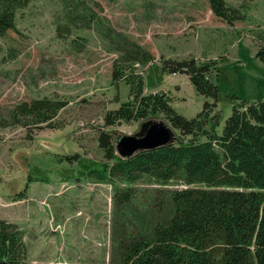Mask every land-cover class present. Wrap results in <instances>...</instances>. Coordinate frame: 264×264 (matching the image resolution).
<instances>
[{"label":"rangeland","instance_id":"374dc122","mask_svg":"<svg viewBox=\"0 0 264 264\" xmlns=\"http://www.w3.org/2000/svg\"><path fill=\"white\" fill-rule=\"evenodd\" d=\"M223 1L240 18L233 24L216 18L208 0H28L17 9L14 28L0 34V217L6 204L28 200L31 213L10 222L25 243L21 264H116L121 244L168 220L172 191L193 187L145 176L101 182L62 160L79 153L82 162L105 163L100 129L114 138L139 131L143 121L104 126L105 113L130 98L127 79L141 80L144 94H166L190 119L207 99L186 76L162 72L161 61H213L221 126L231 97H264V64L254 58L264 0ZM35 101L59 109L39 123L22 112ZM126 193L131 200L116 206Z\"/></svg>","mask_w":264,"mask_h":264},{"label":"trees","instance_id":"16d2710c","mask_svg":"<svg viewBox=\"0 0 264 264\" xmlns=\"http://www.w3.org/2000/svg\"><path fill=\"white\" fill-rule=\"evenodd\" d=\"M27 1L0 0V34L14 28V14ZM208 2L219 20L233 24L240 19L230 15L223 0ZM262 43L254 58L264 64ZM161 64L162 72L186 76L207 99L199 113L187 119L171 107L169 96L144 94L141 80L133 84L127 79L130 98L107 111L103 121L111 127L162 118L178 132L172 144L121 158L115 150L117 138L100 129L97 141L105 163L82 162L79 153L62 160L82 168L80 176L101 182L122 179L133 184L145 176L158 185L181 180L193 186L172 191L168 220L155 224L148 236L121 244L116 264H264V97H231V115L221 126L215 112L218 87L209 77L213 61L198 65L193 58L162 59ZM112 77L120 78L116 72ZM24 107L25 116H35L39 123L51 120L59 109L50 101ZM130 200L126 193L114 202L119 206ZM25 257L19 230L0 220V264H21Z\"/></svg>","mask_w":264,"mask_h":264},{"label":"water","instance_id":"95a60500","mask_svg":"<svg viewBox=\"0 0 264 264\" xmlns=\"http://www.w3.org/2000/svg\"><path fill=\"white\" fill-rule=\"evenodd\" d=\"M173 129L163 121L151 120L140 125L133 135H124L115 141V150L119 157L129 158L138 151L153 150L172 144L175 140Z\"/></svg>","mask_w":264,"mask_h":264},{"label":"crops","instance_id":"0c3cea01","mask_svg":"<svg viewBox=\"0 0 264 264\" xmlns=\"http://www.w3.org/2000/svg\"><path fill=\"white\" fill-rule=\"evenodd\" d=\"M24 199H23L24 200L23 202L14 201V202H10V203L6 204V206L3 209L2 216L0 217V220L6 221L7 223H10V222L14 223L16 221H20L21 218L25 214H27V213L30 214L31 209H30L29 205L27 206V208L29 210L28 209L25 210L24 206H22V204L25 201H28L26 198H24ZM31 206L33 207V205H31ZM22 242H23V239H22Z\"/></svg>","mask_w":264,"mask_h":264}]
</instances>
